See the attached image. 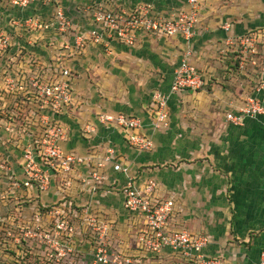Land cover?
<instances>
[{
	"label": "crops",
	"instance_id": "0c3cea01",
	"mask_svg": "<svg viewBox=\"0 0 264 264\" xmlns=\"http://www.w3.org/2000/svg\"><path fill=\"white\" fill-rule=\"evenodd\" d=\"M63 2L69 17L83 27L88 21L81 10L92 3L128 12L148 2L164 17L186 9V0ZM3 11L20 14L2 0L0 16L6 14ZM263 27L264 0H198V19L189 42L141 32L131 46L109 40L73 51L28 48L31 58L48 66L59 60L72 76L76 102L60 117L68 134L62 146L90 162L77 168L81 178L64 189L70 202L110 214L120 235L127 237L132 222L122 210L119 190L127 177L138 185L154 180L159 192L173 202L174 228L208 236L203 254L229 263H257L264 251V114L246 117L240 125L226 120L227 113L237 112L252 84L228 71L230 59L224 55L227 38ZM187 48L192 63L210 80L200 91L172 94L170 83ZM22 57L21 61L27 59ZM156 90L168 98L169 122L164 130L154 129L148 114ZM98 114L139 118L153 148L132 149L119 132L98 122ZM85 127L94 129L89 138L82 134ZM103 148L116 152L127 173L114 172L106 164L100 171L108 188L91 190L90 168L100 163ZM59 190L54 179L44 199H56ZM169 255L164 252L161 260H170Z\"/></svg>",
	"mask_w": 264,
	"mask_h": 264
},
{
	"label": "built area",
	"instance_id": "2783aa9c",
	"mask_svg": "<svg viewBox=\"0 0 264 264\" xmlns=\"http://www.w3.org/2000/svg\"><path fill=\"white\" fill-rule=\"evenodd\" d=\"M3 1L20 12L3 11L6 14L0 16V182L6 183L0 187V226L8 230L7 235L16 243L32 239L49 245H69L73 236L79 237L93 247L87 264H238L203 254L208 236L174 228L173 202L159 192L154 180L138 185L127 177L119 190L122 210L132 222L127 237L120 235L110 214L70 202L64 189L81 178L77 168L90 162L62 146L68 134L60 117L76 102L72 76L61 61L48 66L31 58L27 50L56 47L73 51L109 40L131 46L141 32L165 38L179 36L189 42L198 19V0H186V9L168 17L158 15L148 2L128 12L92 3L81 10L87 27L78 26L69 17L63 0ZM54 37H60V42ZM226 45L224 56L235 64V71L230 67L228 71L254 81L237 112L226 114L228 122L240 125L246 117L264 114V27L227 38ZM22 56L27 59L21 61ZM191 56L189 48L182 51L170 93L197 92L209 83L210 78L192 63ZM6 57L8 61L3 63ZM151 97L150 122L154 129L164 130L169 122L168 98L157 90ZM97 120L119 132L132 149L141 152L153 148L137 117L98 114ZM82 134L89 138L94 129L85 127ZM102 150L100 163L90 168L91 190L108 188L100 171L106 164L110 163L114 172L127 173L112 148ZM54 179L60 190L56 199L45 200ZM164 252L170 254V260H161ZM255 264H264V251Z\"/></svg>",
	"mask_w": 264,
	"mask_h": 264
},
{
	"label": "rangeland",
	"instance_id": "374dc122",
	"mask_svg": "<svg viewBox=\"0 0 264 264\" xmlns=\"http://www.w3.org/2000/svg\"><path fill=\"white\" fill-rule=\"evenodd\" d=\"M21 41L24 43V38H21ZM7 59L6 57L3 63H7ZM243 78L246 84L253 86L254 81L250 77ZM5 184L0 182V187H5ZM7 232V229L0 226V264H87L93 248L83 244L80 238L75 236L69 245L36 244L32 239L16 243Z\"/></svg>",
	"mask_w": 264,
	"mask_h": 264
},
{
	"label": "trees",
	"instance_id": "16d2710c",
	"mask_svg": "<svg viewBox=\"0 0 264 264\" xmlns=\"http://www.w3.org/2000/svg\"><path fill=\"white\" fill-rule=\"evenodd\" d=\"M229 62V67L233 71H235V64H233L232 60L228 61Z\"/></svg>",
	"mask_w": 264,
	"mask_h": 264
}]
</instances>
